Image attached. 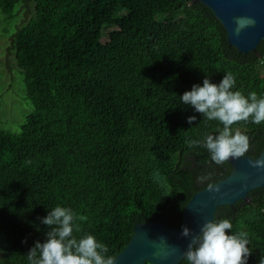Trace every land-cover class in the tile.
Segmentation results:
<instances>
[{
  "label": "trees",
  "instance_id": "16d2710c",
  "mask_svg": "<svg viewBox=\"0 0 264 264\" xmlns=\"http://www.w3.org/2000/svg\"><path fill=\"white\" fill-rule=\"evenodd\" d=\"M18 4L31 16L9 50L33 110L19 133L0 128V264H29V250L46 242L41 219L56 206L85 217L73 236L93 235L108 256L125 248L138 223L179 228L192 196L231 171L202 146L222 124L180 97L228 73L233 91L264 97V41L240 53L195 0H0V12L12 19ZM237 128L249 138L245 156L257 158L264 123ZM248 197L219 207L214 220L231 221L229 235L246 233L247 264H260L264 187Z\"/></svg>",
  "mask_w": 264,
  "mask_h": 264
},
{
  "label": "clouds",
  "instance_id": "9594fccd",
  "mask_svg": "<svg viewBox=\"0 0 264 264\" xmlns=\"http://www.w3.org/2000/svg\"><path fill=\"white\" fill-rule=\"evenodd\" d=\"M233 34L239 36L241 31L255 25L250 17L235 19ZM235 78L225 74L220 83L214 84L206 77L203 86L193 85L191 91L181 97L183 105L193 108L207 120H216L222 124L218 135H207L202 146L210 154L211 162L223 165L230 158L239 159L250 149L249 138L239 130L234 131L233 125L239 122H251L259 125L264 123V97L251 92L245 97L240 91H233ZM195 116L187 119L188 124L194 123ZM189 147L200 146L199 141H187ZM254 168H264V160H250ZM211 178V174L198 177L203 183ZM210 191H219L213 184L207 185ZM86 219L70 209L56 206L41 219V223L49 230L46 242H36L28 254L29 264H114L115 257L106 255L108 247L96 240L93 235H85L77 239L73 236L74 228L79 231L75 221ZM232 223L228 219L216 222L211 220L200 228V234L194 236L183 254L187 264H247L252 251L248 247L249 240L244 232L231 233ZM182 237L191 235L190 229L184 227ZM264 264V260L260 261Z\"/></svg>",
  "mask_w": 264,
  "mask_h": 264
},
{
  "label": "water",
  "instance_id": "95a60500",
  "mask_svg": "<svg viewBox=\"0 0 264 264\" xmlns=\"http://www.w3.org/2000/svg\"><path fill=\"white\" fill-rule=\"evenodd\" d=\"M211 10L227 33L228 44L242 54L255 52L264 41V0H195ZM250 17L255 25L233 34L235 19ZM250 160H264V146L257 158L244 156L228 160L230 173L216 182L219 191L205 188L195 193L184 207L179 228L162 222L138 223L125 248L115 257L114 264H178L194 236L206 222L214 220L219 207L247 201L249 192L264 187V168H254ZM190 229L191 235L184 238L182 229Z\"/></svg>",
  "mask_w": 264,
  "mask_h": 264
},
{
  "label": "rangeland",
  "instance_id": "374dc122",
  "mask_svg": "<svg viewBox=\"0 0 264 264\" xmlns=\"http://www.w3.org/2000/svg\"><path fill=\"white\" fill-rule=\"evenodd\" d=\"M30 8L16 5L12 19L0 12V128L11 133H19L25 117L33 110L32 103L26 99L23 76L9 50L10 36L30 18Z\"/></svg>",
  "mask_w": 264,
  "mask_h": 264
}]
</instances>
